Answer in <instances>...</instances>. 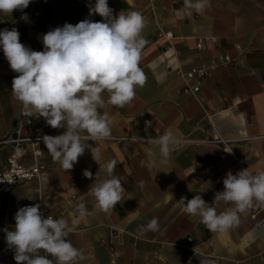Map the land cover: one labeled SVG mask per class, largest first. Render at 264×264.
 <instances>
[{"label":"crops","instance_id":"1","mask_svg":"<svg viewBox=\"0 0 264 264\" xmlns=\"http://www.w3.org/2000/svg\"><path fill=\"white\" fill-rule=\"evenodd\" d=\"M94 4L31 0L23 13H0V30L16 28L22 44L43 51L47 24L56 28L84 19L102 22L98 14L89 16V5ZM108 5L114 16L136 11L144 17L147 44L140 67L146 83L124 108L100 109L108 115L112 135L97 142L98 163L86 149L73 169L64 171L43 143L36 146L42 152V175L0 196V248L18 209L40 204L45 217L64 218L70 226L77 221L69 240L85 253L80 264H264V206L254 204L239 213V223L220 233L185 214L178 202L199 194L212 205L229 171L235 175L247 168L253 174L264 170V0H208L203 11L191 14L183 11L184 0H108ZM32 10L44 14L29 26ZM25 13L28 21L21 19ZM221 56L230 63L217 65ZM213 65L217 67L211 69ZM199 68L208 69L205 77L186 78ZM16 75L0 49V170L12 149L4 141L17 130L23 136L30 128L43 136L65 131L52 129L43 117L26 115L12 93ZM166 130L174 134L176 144L167 162H161L158 147L147 141ZM87 143L95 147L94 141ZM26 148L25 164L30 165L33 149ZM111 161H116L113 174L122 182L124 198L103 212L96 209L89 189L105 178ZM84 170L93 173L92 179ZM80 202L89 212L83 219L74 215ZM231 207L220 202L217 212ZM154 217L158 230L142 231ZM0 264H16L14 254Z\"/></svg>","mask_w":264,"mask_h":264},{"label":"clouds","instance_id":"2","mask_svg":"<svg viewBox=\"0 0 264 264\" xmlns=\"http://www.w3.org/2000/svg\"><path fill=\"white\" fill-rule=\"evenodd\" d=\"M30 3L31 0H0V13L11 14L14 10L23 13ZM207 6L208 0H184L183 11L201 12ZM93 14L101 16L103 21L84 19L75 25L65 23L43 34V51H34L22 44L16 28L0 30V49L10 69L18 74L12 80L14 97L27 116L43 117L52 129L65 130L60 135L42 137L48 153L64 171L72 170L86 149L99 162L101 151L97 142L112 135L108 115L100 109L124 108L134 100L136 89L146 83L140 67L141 52L147 44L142 35L144 17L136 11L127 14L122 11L114 16L108 0H95L94 5H89V16ZM21 19L28 21L29 18L25 13ZM88 141H94L95 147ZM147 142L155 144L161 162H167L176 139L166 130ZM153 155L149 151V156ZM153 163L150 160L149 167ZM115 167L116 161L109 162L105 178L92 183L89 189L96 209L103 212L124 198L122 182L113 174ZM83 175L93 177L89 170H84ZM223 185V191L215 194L212 205L199 194L190 200L181 197L178 202L182 211L199 217L209 231L223 233L239 223V213L254 204L264 206V170L253 174L247 168L235 175L229 171ZM220 202L232 207L218 213ZM40 209V204L19 208L13 229L5 230V240L14 250L16 264H80L85 260L84 251L67 239L77 221L73 220L70 226L64 218L45 217ZM74 215L80 219L89 215L85 203L76 205ZM158 228L155 217L141 226L144 232H155Z\"/></svg>","mask_w":264,"mask_h":264},{"label":"built area","instance_id":"3","mask_svg":"<svg viewBox=\"0 0 264 264\" xmlns=\"http://www.w3.org/2000/svg\"><path fill=\"white\" fill-rule=\"evenodd\" d=\"M33 7V3H32ZM20 11V10H18ZM42 11L32 10L29 19V26H33L39 23L40 18L43 16ZM47 31L53 28L51 24L46 25ZM168 38L172 37V34H166ZM202 45H198V49H201ZM231 59L229 57L221 56L218 59L217 65H223L230 63ZM217 67L213 65L212 68ZM207 70L205 68L192 69L186 74V78L189 80H197L206 76ZM199 88L195 87L194 91H198ZM43 135L33 128L28 130V135L23 136L20 130L15 132V137L7 139L4 144H11L12 149L9 153L7 159V165L4 169L0 170V196L1 195H11L14 189L24 183L38 179L44 170V166L41 162L42 152L36 148L38 144L43 143ZM26 145H30L33 149L32 151V163L30 165L25 164V157L27 154ZM52 216V215H49ZM48 217V216H47ZM54 218V216H52ZM5 235L3 236L2 245L0 248V263L2 259L14 254V250L10 249L6 243ZM69 240V236L67 237ZM70 241V240H69Z\"/></svg>","mask_w":264,"mask_h":264},{"label":"water","instance_id":"4","mask_svg":"<svg viewBox=\"0 0 264 264\" xmlns=\"http://www.w3.org/2000/svg\"><path fill=\"white\" fill-rule=\"evenodd\" d=\"M45 12H46L48 15H50V10H49V8H45Z\"/></svg>","mask_w":264,"mask_h":264}]
</instances>
